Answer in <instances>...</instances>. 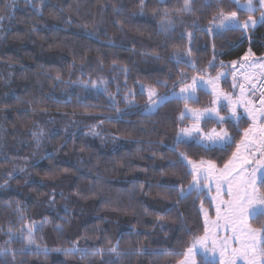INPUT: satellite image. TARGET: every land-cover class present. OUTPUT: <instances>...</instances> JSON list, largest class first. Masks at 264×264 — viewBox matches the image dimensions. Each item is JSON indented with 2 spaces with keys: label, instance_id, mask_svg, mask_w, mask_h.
<instances>
[{
  "label": "trees",
  "instance_id": "obj_1",
  "mask_svg": "<svg viewBox=\"0 0 264 264\" xmlns=\"http://www.w3.org/2000/svg\"><path fill=\"white\" fill-rule=\"evenodd\" d=\"M11 2L0 0V249H9L7 264H177L183 257L163 251L183 252L201 236L200 208L212 207L205 195H179L191 181L171 166L179 127L189 123L178 119L183 103L168 100L147 114L146 89L163 96L182 73L197 74L178 65L177 54L202 72L216 60L204 74L249 49L262 57L264 23L249 38L209 35L221 8L247 19L231 0H194V15H178L183 0ZM169 19L175 26L166 34L161 25ZM199 99L202 108L212 96L199 92ZM233 124L225 126L239 143L249 121ZM235 150V143L226 152L179 149L218 167ZM28 226L47 257L20 251ZM73 246L87 254L65 256Z\"/></svg>",
  "mask_w": 264,
  "mask_h": 264
},
{
  "label": "snow or ice",
  "instance_id": "obj_2",
  "mask_svg": "<svg viewBox=\"0 0 264 264\" xmlns=\"http://www.w3.org/2000/svg\"><path fill=\"white\" fill-rule=\"evenodd\" d=\"M140 2L143 5L144 0ZM217 2L222 4L223 0H217ZM231 2L238 9H243L248 13L247 19L241 20L237 11L225 12L221 8L210 22L212 27L207 29L209 35L222 34L227 31H243L246 34L258 23H264V0H257L259 7L253 3V0H246L243 5L240 4V0H231ZM193 3L194 0H183V7L176 10L178 15H194ZM14 6L15 0H12L8 7ZM257 11H260L259 20L252 15ZM174 26L175 22L169 19L166 23L162 22L161 28L167 34ZM195 27L198 26L194 24ZM192 35L191 32L187 33L189 42H191ZM185 54L190 57L191 49H187ZM253 57L254 53L249 49L240 57V61L233 60L230 63L233 69H236L239 64V69L245 70L241 75L246 83L251 89L260 91L259 107L253 100L246 99L245 84L236 83V71L231 72L232 86L233 88L239 87L240 95L233 99L232 94L225 93L220 88V81L222 79L226 81L228 73L219 72L215 77L209 75L205 79L204 72L207 69L215 70V63L210 61L207 69L202 72L196 68L194 61L185 60L179 54L176 56V63L186 65L197 75L189 80L187 75L182 73L179 83L173 85L174 88H179V92L173 91L171 97L157 95L152 87L147 89V110H154L162 103L175 98L178 103H183V110L178 119L181 122H190L182 123L179 127L172 149L178 155L171 166L184 168L185 175L191 177L187 189L182 185L179 187L180 197L183 199L195 192L199 198L200 195L211 193L213 188L216 192L210 201L215 205V219H210L208 210L201 207L204 216V234L194 236L183 252L163 251V255L183 257L178 264H264V82H261L260 88L257 89L253 74L247 71V69L260 68L259 75L264 76V61L253 59ZM219 66L220 68L227 67L222 61ZM198 92L213 97L208 106L196 107L200 103ZM252 94L255 95V91ZM241 107L243 114L237 110ZM244 114L251 120V124L244 130L239 143H236L234 136L230 134L225 125L235 121L233 127L238 128ZM209 124H215L217 127L208 128ZM234 143L236 150L222 167H218L217 163L212 160L192 159L188 152L179 151L181 145L190 147L194 144L196 148L205 153L216 150L226 152ZM246 165L250 167H245ZM158 219L164 218L158 217ZM221 229L231 231V236L221 238L219 235ZM33 231L34 227L28 226L27 234L23 231L19 233L25 244L20 251H29L36 255L42 253L47 257L48 249H41V246L36 244L32 236ZM188 235L192 233L188 231ZM55 251H61V249H55ZM62 251L65 256L76 252L82 255L87 254V250L75 246ZM108 251L117 256L120 255L116 247L109 248ZM8 252L9 249H0V256L5 257L0 264H7ZM102 253L101 249L95 254L102 255ZM12 258L15 259V253H12ZM108 264L111 262L109 261Z\"/></svg>",
  "mask_w": 264,
  "mask_h": 264
},
{
  "label": "rangeland",
  "instance_id": "obj_3",
  "mask_svg": "<svg viewBox=\"0 0 264 264\" xmlns=\"http://www.w3.org/2000/svg\"><path fill=\"white\" fill-rule=\"evenodd\" d=\"M12 1V0H11ZM20 0H15V3H18ZM246 3V0H240V4H245ZM243 10V9H242ZM255 18V17H254ZM256 19V18H255ZM257 20H259V17H258V19ZM166 23V22H165ZM260 23H258L257 25H256V27L259 25ZM255 27V28H256ZM254 28V29H255ZM174 29V28H173ZM172 29V30H173ZM254 29H251L248 33H244V35H245V37H247V38H249L250 37V35H251V32H252V30H254ZM253 59H258V60H261V61H264V58L263 59H261V58H257L255 55H254V57H253ZM240 61V60H239ZM216 62V60H214L213 61V63H215ZM241 63H245V62H243V61H241ZM225 65H227V67H225V68H222V69H220L218 72H216L215 74H204V76H205V79H207L208 78V76L210 75V76H212V77H215L219 72H225V73H228V76H227V80L226 81H228L229 83H230V89H227V86H226V88L224 87V83L226 82L225 80H221L220 81V88L225 92V93H229V94H232L233 95V99H236L237 97H239V95H240V89H239V87H236V88H233V77H232V75H231V72H233V71H236V83L237 84H241V83H243V84H245V96H246V99H251V97H250V94H251V91L252 90H254V89H251V87H250V85L249 84H247L246 83V81L244 80V77L241 75V73L243 72V71H245L244 69H239V64L237 65V68L236 69H233L232 67H231V63H225ZM206 69H207V67H206ZM207 70H209V69H207ZM204 71V70H203ZM247 71L249 72V73H251V74H253V79H254V81L256 82V84H258V82L260 81V79L261 78H264V76H261V75H259V73L261 72V69L260 68H254V69H247ZM195 75H197V74H195ZM194 76V75H193ZM190 80V79H189ZM173 91H175V92H179V88H177V89H175V90H173ZM173 91H171L170 93H168V94H166V95H163V96H161V97H164V96H168V97H171V94H172V92ZM146 92H147V89H146ZM197 95L199 96V92L197 93ZM173 99H175V98H172V99H169V100H173ZM212 99H213V97H212ZM211 99V100H212ZM252 100V99H251ZM211 103V102H210ZM209 103V104H210ZM163 104V103H162ZM208 104V105H209ZM256 104V106L257 107H259V103L257 104V103H255ZM158 108H155L154 110H151V111H149V110H145V113H147V114H151V113H154V112H156V110H157ZM238 110V112H240V113H242L243 114V108L241 107V108H238L237 109ZM222 115H225L226 113H221ZM243 118H246V119H248V117H247V115L246 114H244L243 115ZM248 121H249V125L251 124V120L250 119H248ZM190 123V122H189ZM233 123H235V121H233ZM209 127V126H208ZM258 155V154H257ZM245 167H250V165H246ZM205 193H207V189H205ZM216 195V192H215V189L213 188V190H212V192L211 193H207L206 195H205V197L206 198H208L210 201H211V198L213 197V196H215ZM226 198V197H225ZM202 207V206H201ZM211 207H212V213H211V211H210V209H208V208H206V207H204L203 206V208L204 209H206V210H208V215H209V218L210 219H212V220H214L215 219V205L213 204V203H211ZM201 209V208H200ZM201 218H202V221H203V226H204V216H203V213L201 212ZM204 234V233H203ZM202 234V235H203ZM201 235V236H202ZM219 235H220V237L221 238H223V237H225V236H231V231H224L223 229H221L220 230V233H219ZM235 246V245H234ZM178 264V263H177Z\"/></svg>",
  "mask_w": 264,
  "mask_h": 264
},
{
  "label": "built area",
  "instance_id": "obj_4",
  "mask_svg": "<svg viewBox=\"0 0 264 264\" xmlns=\"http://www.w3.org/2000/svg\"><path fill=\"white\" fill-rule=\"evenodd\" d=\"M261 82H264V78L260 79V81L257 84V89L260 88ZM255 91V95H253L252 93ZM251 99L255 102V103H259V98H260V91H256L255 89L251 91L250 94Z\"/></svg>",
  "mask_w": 264,
  "mask_h": 264
},
{
  "label": "water",
  "instance_id": "obj_5",
  "mask_svg": "<svg viewBox=\"0 0 264 264\" xmlns=\"http://www.w3.org/2000/svg\"><path fill=\"white\" fill-rule=\"evenodd\" d=\"M261 59H263L264 58V55L262 56V57H260ZM208 74V73H207Z\"/></svg>",
  "mask_w": 264,
  "mask_h": 264
}]
</instances>
